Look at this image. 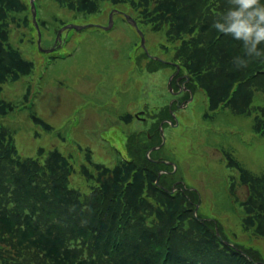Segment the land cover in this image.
Returning <instances> with one entry per match:
<instances>
[{
  "label": "trees",
  "instance_id": "16d2710c",
  "mask_svg": "<svg viewBox=\"0 0 264 264\" xmlns=\"http://www.w3.org/2000/svg\"><path fill=\"white\" fill-rule=\"evenodd\" d=\"M52 1L79 14L96 13L101 2L129 6L137 23L163 30L174 43L178 74L197 83L210 110L225 107L251 115L255 92L264 91V43L258 45L260 56L237 67L233 61L244 56L243 41L214 27L217 20L225 22L223 16L234 7L231 0ZM29 8L25 0H0V92L2 84L32 71V61L11 40L13 30L28 26ZM14 107L0 101V117ZM257 110L263 117H253V130L264 135V105ZM131 146L112 167L93 162L85 151L90 167L81 163L79 172L91 183L84 194L71 186L75 169L69 156L52 149L43 161L19 158L13 131L0 122V264H264L251 247H230L218 222L195 216L194 199L183 186L171 191L163 174L156 182L165 167L148 159L146 143L135 150ZM226 156L247 188L240 202L242 226L264 236V173L251 174Z\"/></svg>",
  "mask_w": 264,
  "mask_h": 264
},
{
  "label": "rangeland",
  "instance_id": "374dc122",
  "mask_svg": "<svg viewBox=\"0 0 264 264\" xmlns=\"http://www.w3.org/2000/svg\"><path fill=\"white\" fill-rule=\"evenodd\" d=\"M34 2L41 48L29 8L28 26L13 30L11 40L32 61V71L2 84L0 92V101L15 105L0 122L13 131L18 157L43 161L50 150L58 149L75 169L71 186L87 194L91 182L79 172L81 163L89 166L87 149L93 162L112 167L129 154V145L135 150L146 143L151 158L166 163L159 169L167 171L162 173L163 184H172L174 190L183 186L194 199L197 217L218 222L230 247H251L264 261V236L242 226L240 202L247 188L226 156L251 174L264 173V135L253 130V117H263L257 107L264 105V91L255 92L251 115L225 107L210 110L195 81H188L191 97L172 93L178 90L176 78L171 90L168 84L176 72L171 65L174 43L166 40L163 30L138 22L146 52L122 14L137 17L129 6L101 2L96 13L79 14L52 0ZM110 15L112 26L104 29ZM67 25L89 27L76 30ZM33 115L51 129L34 121ZM156 126L159 133L154 134Z\"/></svg>",
  "mask_w": 264,
  "mask_h": 264
},
{
  "label": "clouds",
  "instance_id": "9594fccd",
  "mask_svg": "<svg viewBox=\"0 0 264 264\" xmlns=\"http://www.w3.org/2000/svg\"><path fill=\"white\" fill-rule=\"evenodd\" d=\"M234 7L214 24L219 32L232 36L235 40L243 41L244 56L234 57L237 67H247L251 57L260 56L258 45L264 43V6L260 0H231Z\"/></svg>",
  "mask_w": 264,
  "mask_h": 264
},
{
  "label": "water",
  "instance_id": "95a60500",
  "mask_svg": "<svg viewBox=\"0 0 264 264\" xmlns=\"http://www.w3.org/2000/svg\"><path fill=\"white\" fill-rule=\"evenodd\" d=\"M29 5H30V11H31V14H32V22H33V25L37 31V43H38V47L41 48L39 45H40V30H39V25H38V22L36 20V10H35V5H34V1L33 0H29ZM124 15V18L126 19V21L128 22L129 25H131L139 34L140 36V46L147 52V49L145 48V45H144V41H145V38H144V35L142 33V31L138 28V25L136 23V21L132 18L129 17L128 14H125V13H122ZM112 25V17L111 15L109 16V23H108V26L104 27V29H108L110 28ZM89 27V25H67L65 28H73V29H76V30H81V29H84V28H87ZM57 38H58V35H57ZM46 52H49V51H46ZM154 59H158V58H154ZM159 60V59H158ZM178 69H179V66L176 65V72H178ZM175 72V73H176ZM175 74H172L168 80V84H169V88L170 90L172 89L171 88V79L172 77L174 76ZM179 77L176 78V82L178 81ZM187 81V76H186V79ZM185 89V88H184ZM180 91V89H179ZM173 93V92H172ZM191 97V95H190ZM171 103V102H170ZM162 131V130H160ZM157 147H153L152 149H155ZM149 150L146 152V154H148ZM162 172H158V175H157V180L160 176ZM196 209V208H195ZM195 209H194V213H195Z\"/></svg>",
  "mask_w": 264,
  "mask_h": 264
}]
</instances>
